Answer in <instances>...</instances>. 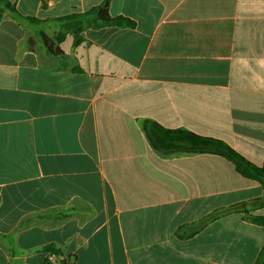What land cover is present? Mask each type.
I'll list each match as a JSON object with an SVG mask.
<instances>
[{
    "label": "crops",
    "instance_id": "crops-1",
    "mask_svg": "<svg viewBox=\"0 0 264 264\" xmlns=\"http://www.w3.org/2000/svg\"><path fill=\"white\" fill-rule=\"evenodd\" d=\"M8 1L38 22L0 19V264H258L262 184L145 122L264 164V0H109L136 26L78 44L58 19L105 0Z\"/></svg>",
    "mask_w": 264,
    "mask_h": 264
},
{
    "label": "trees",
    "instance_id": "trees-1",
    "mask_svg": "<svg viewBox=\"0 0 264 264\" xmlns=\"http://www.w3.org/2000/svg\"><path fill=\"white\" fill-rule=\"evenodd\" d=\"M10 12L17 19H27L38 22L34 18L23 17L8 0H0V19L4 13ZM63 29L74 35L75 43L80 41V34L87 28H101L104 26H117L120 28H134L136 22L125 16H112L109 12V0L97 7H94L84 13H73L58 19ZM44 46L50 54L57 55L54 49L53 41L42 35ZM145 132L152 146L162 152H185V153H211L220 155L232 162L236 171L243 177L255 180L264 187V164L258 166L234 150L225 141L195 134L181 129H166L156 122L146 121ZM233 210H239L238 207H232L226 210H220L212 214L208 219L202 222L207 224L218 217L225 215ZM240 211V210H239ZM247 219L258 225L264 226V217L260 215H250L247 210ZM49 249H53L50 247ZM58 254V251H51ZM47 264H51L47 262ZM258 264H264V248L258 259Z\"/></svg>",
    "mask_w": 264,
    "mask_h": 264
}]
</instances>
